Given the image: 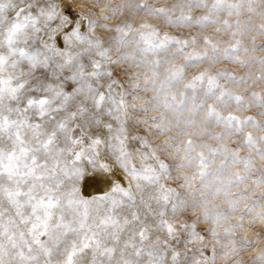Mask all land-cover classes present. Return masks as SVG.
I'll return each mask as SVG.
<instances>
[{"label": "snow or ice", "instance_id": "obj_1", "mask_svg": "<svg viewBox=\"0 0 264 264\" xmlns=\"http://www.w3.org/2000/svg\"><path fill=\"white\" fill-rule=\"evenodd\" d=\"M103 11L0 0V264H264V0Z\"/></svg>", "mask_w": 264, "mask_h": 264}, {"label": "rangeland", "instance_id": "obj_2", "mask_svg": "<svg viewBox=\"0 0 264 264\" xmlns=\"http://www.w3.org/2000/svg\"><path fill=\"white\" fill-rule=\"evenodd\" d=\"M55 2L61 5V10L64 12V14H67L71 18L74 19V18H76L77 14H82L85 16H92L93 18H98L102 15H111V13H108L106 11L102 12V8L104 7L105 4H109L110 7H115L117 4H119L121 2V0H55ZM149 2L155 3V5L157 7H160L164 4L165 0H149ZM168 2H171V0H168ZM121 19H123V17H121L119 14H117L115 17H113L112 20H107V21L106 20H100V24L101 25H103V24H110V25L116 24ZM53 27H55V22L53 23ZM190 31L195 32L196 30L191 29ZM208 31H211V29H209ZM97 33L102 35L103 29L98 28ZM207 67H209L208 64H203L199 68L189 69V74L191 75L192 73L199 72V71H201ZM224 67L234 69V68H236V65L220 63V64L212 66V70L216 71V70H219V69L224 68ZM116 76L118 79H126V77H121L119 75L118 71L116 72ZM140 95H142L144 97V99H147L148 96H150V93L149 94L141 93ZM141 103H143V101H141ZM237 115H241V116L255 115L257 119L264 120V116H259L257 114L256 109H252V110L247 111V112L237 113ZM133 116L135 119L144 118L143 114H141V113H134ZM217 131H219V129H217ZM160 139H163V137H161ZM156 142L159 143L158 140ZM169 163H172V161H169ZM258 166L264 167V162L258 161ZM174 175H179V171H174ZM179 182H182V181H178L177 183H179ZM98 188L104 189L105 186L103 184L90 183L86 187L85 191L89 194L95 195V194H97L96 190ZM261 190H264V189H261ZM259 191L260 190H258V192ZM186 215H188L189 218H191V214H186ZM238 216H239V213L237 214V217ZM230 223H236V220H232V221H230ZM236 236H237V239H239V240H245L246 239L249 242H256L258 245L264 246V223L250 224L249 221H245L243 230L237 232ZM210 248H211V245H209V249ZM217 250H219V249H217ZM256 251H258V248L257 249H246L245 254H244V258L249 259L251 257V255L255 254ZM217 264H225V261L223 259H218Z\"/></svg>", "mask_w": 264, "mask_h": 264}]
</instances>
